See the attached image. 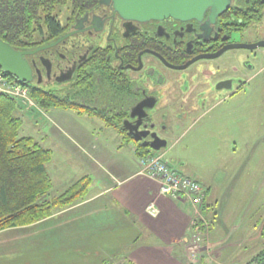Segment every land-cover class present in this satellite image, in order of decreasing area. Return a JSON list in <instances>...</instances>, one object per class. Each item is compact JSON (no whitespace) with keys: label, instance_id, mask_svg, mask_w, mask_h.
Here are the masks:
<instances>
[{"label":"flooded vegetation","instance_id":"obj_1","mask_svg":"<svg viewBox=\"0 0 264 264\" xmlns=\"http://www.w3.org/2000/svg\"><path fill=\"white\" fill-rule=\"evenodd\" d=\"M60 23L59 36L31 51L62 40L27 56L30 86L72 99L78 111L105 112L136 148L176 145L196 115L249 99L264 73V46H240L264 43V0H230L202 20L148 21L125 20L99 2Z\"/></svg>","mask_w":264,"mask_h":264},{"label":"crops","instance_id":"obj_2","mask_svg":"<svg viewBox=\"0 0 264 264\" xmlns=\"http://www.w3.org/2000/svg\"><path fill=\"white\" fill-rule=\"evenodd\" d=\"M228 117L230 113L229 116L217 115L214 119L221 121ZM54 130L51 132L60 136L69 157L78 158L83 168L80 176H75L76 167L68 174V163H58L54 151L49 149L53 156L46 167L52 180L51 192L58 190L63 194L85 177L91 180L88 192L81 202L56 211L49 218L1 231V258L12 253L29 257L33 264H118L123 260L134 264H253L264 250V243L256 252H250L252 246L243 247L264 237V232L260 231L261 235H258L259 228L264 227V210L261 216L258 210L253 211L260 194L242 196L241 191L233 188L234 181L225 188L222 182H215L213 178L202 182L196 174L174 168L166 156L179 142L154 156L164 155L173 171L192 177L205 187V214L212 220L210 242L214 253L200 263H192L185 252L192 237L191 203L184 198L161 196L156 181L139 175L135 146L124 141L117 146L103 147L98 138L82 130L71 136ZM185 133L178 135V141ZM73 135L83 138L84 143H79ZM251 146L254 148L246 161L238 165L242 171H238V174L242 173L239 181L247 183L249 177H255L260 168L264 169V149ZM109 148L115 156H123L126 148L130 149L127 156L116 160L110 155ZM59 170L63 173L58 174ZM236 195L240 203L230 210L228 202ZM150 204L159 210L157 217L147 212ZM207 251L203 256H207Z\"/></svg>","mask_w":264,"mask_h":264},{"label":"rangeland","instance_id":"obj_3","mask_svg":"<svg viewBox=\"0 0 264 264\" xmlns=\"http://www.w3.org/2000/svg\"><path fill=\"white\" fill-rule=\"evenodd\" d=\"M66 11V9H63V13L60 14L64 20L70 16V12ZM254 85L257 89L252 90H256V93L249 99H245L246 95L244 94L242 102H228L222 104L209 115L203 116V113L196 115L180 132L179 135L186 132L183 139L179 141L177 146H174L172 149L169 148L170 150L168 149L166 159L174 168H177L181 172L191 175L196 174L195 176L202 182L213 178L215 182L220 181L225 185V188H228L234 181L233 188L241 191L240 195L248 196V193H250L253 197H256L260 194L256 208L253 211L258 210L259 216H261L264 210V169L260 168L255 177H249V183L245 180L244 182L239 181L242 173L238 174V171L242 172L238 168V165L246 161V158L251 153V149L254 148V146L250 147V145H256L255 147L264 149V73L257 78ZM31 98L37 108H32L31 110L30 108L23 107L22 111L17 112V116L23 122L20 135L22 137L33 138L44 148L52 149L54 151V159L58 163H68V174H72V167H76L78 172L75 173V176H80L79 172L83 167L78 163V158L69 157L62 147V144L64 146V142L60 141V136L55 135V132H51L53 129H55L54 131L57 129L61 134L68 136L79 133L78 130H82L83 133L87 132L94 136L93 138H98L99 144L103 147H106L104 145L117 146L125 140L121 134H118L119 132L116 129L107 126L105 120L98 116L89 115L82 110H64L46 105L44 107L39 103L42 100L38 101L32 96ZM229 113L230 117L224 120L217 121V119H214L217 115L222 116V114H227L229 116ZM56 114L59 116H54ZM73 136L79 143H84L83 138H80V136ZM129 149L126 148L123 156H127ZM108 150L111 153L110 155L116 158V160L123 157L113 155L110 148ZM161 152H154L153 155ZM162 156L164 157V155ZM76 169H73V172ZM140 170L139 163V172ZM61 173L63 172L59 170L58 174ZM60 192L62 191L54 190L49 193L48 198L52 199L59 196L62 194ZM239 203L237 195L234 196L228 202V206L230 204L229 209L232 210ZM206 218L210 223L209 238H211L212 220L207 216ZM258 231L259 235L264 230L263 228H259ZM262 234L264 235V233ZM209 241L211 240L209 239ZM262 243H264V237L263 240L260 239L258 242L252 243L249 246L244 245L243 247L249 248L252 246L250 252H256ZM209 247L210 250L207 251ZM212 247L214 246L210 242L209 246L202 247V252L207 251L206 254L208 253L209 255L207 254V256L209 257L212 255V252L214 253ZM6 250L10 251V249ZM23 256V254L14 255L11 253L6 256L7 258L0 257V264H33L32 261H29V257Z\"/></svg>","mask_w":264,"mask_h":264},{"label":"trees","instance_id":"obj_4","mask_svg":"<svg viewBox=\"0 0 264 264\" xmlns=\"http://www.w3.org/2000/svg\"><path fill=\"white\" fill-rule=\"evenodd\" d=\"M99 2L100 0H0V37L16 50L31 51L48 42L49 38L61 34L60 14L63 9L70 12V15L84 13L98 6ZM6 76L16 80L10 75ZM27 86L33 98L42 100L39 102L42 106L77 111L82 109L72 99ZM23 107L17 100L0 95V232L33 225L51 217L56 211L78 204L86 196L91 184L90 178L85 177L63 194L48 198L52 180L46 166L53 154L33 138L20 135L23 122L17 112L22 111ZM82 111L104 119L109 127L119 124V121L115 122L105 112L93 109ZM153 153L137 148L139 158ZM203 212L205 214V205ZM263 261L264 250L253 264Z\"/></svg>","mask_w":264,"mask_h":264},{"label":"built area","instance_id":"obj_5","mask_svg":"<svg viewBox=\"0 0 264 264\" xmlns=\"http://www.w3.org/2000/svg\"><path fill=\"white\" fill-rule=\"evenodd\" d=\"M0 95L11 97L31 110L37 108L31 98L30 88L17 80L8 78L1 70ZM139 163L141 169L139 175L156 181L159 184L161 196L174 199L184 198L191 203L194 211L191 221L192 237L185 252L192 263L208 260L209 257L206 256V259L202 252V247L210 245V223L203 212L206 198L203 184L192 177L173 171L162 155L142 157L139 159ZM147 212L153 217H157L159 214V210L154 204L148 206ZM118 264L134 263L123 260Z\"/></svg>","mask_w":264,"mask_h":264},{"label":"water","instance_id":"obj_6","mask_svg":"<svg viewBox=\"0 0 264 264\" xmlns=\"http://www.w3.org/2000/svg\"><path fill=\"white\" fill-rule=\"evenodd\" d=\"M101 5L112 4L114 11L125 20L148 21L152 19L177 18L182 20H202L208 10L212 17H217L224 12L230 4V0H101ZM54 44L41 47L35 51H18L0 37V70L5 75H10L18 82L30 85L33 81V68L26 56L36 54ZM242 48H257L264 46L259 43L253 46L240 45ZM154 152L167 148L163 142L161 146H150ZM264 264V261L259 263Z\"/></svg>","mask_w":264,"mask_h":264},{"label":"bare ground","instance_id":"obj_7","mask_svg":"<svg viewBox=\"0 0 264 264\" xmlns=\"http://www.w3.org/2000/svg\"><path fill=\"white\" fill-rule=\"evenodd\" d=\"M19 51V50H18ZM25 52V51H24ZM26 58H27V56H26ZM2 71V70H1Z\"/></svg>","mask_w":264,"mask_h":264}]
</instances>
